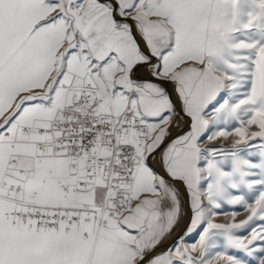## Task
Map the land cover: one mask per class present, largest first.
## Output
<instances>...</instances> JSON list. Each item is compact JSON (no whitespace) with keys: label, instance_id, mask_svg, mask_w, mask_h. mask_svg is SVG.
Instances as JSON below:
<instances>
[{"label":"snow or ice","instance_id":"snow-or-ice-1","mask_svg":"<svg viewBox=\"0 0 264 264\" xmlns=\"http://www.w3.org/2000/svg\"><path fill=\"white\" fill-rule=\"evenodd\" d=\"M0 264H264V0H0Z\"/></svg>","mask_w":264,"mask_h":264}]
</instances>
